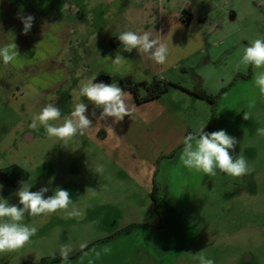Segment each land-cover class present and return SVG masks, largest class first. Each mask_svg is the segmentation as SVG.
<instances>
[{"label":"rangeland","instance_id":"obj_1","mask_svg":"<svg viewBox=\"0 0 264 264\" xmlns=\"http://www.w3.org/2000/svg\"><path fill=\"white\" fill-rule=\"evenodd\" d=\"M4 1L25 16L53 15L71 23L72 33L63 44L57 35L49 42L40 40L39 46L62 45L57 61L63 67L52 76L58 87L42 95L21 70L41 56L38 42L21 47L4 32L7 38L0 47L14 42L20 56L7 65L0 61V168L16 164L28 178L25 185H2L0 197L19 205L16 193L22 186L33 192L48 187L45 197L59 187L69 191L83 216L67 218L63 211L26 215L24 223L36 227V234L24 248L0 254V264H39L53 253L58 259L49 264H199L197 254L215 264H264V136L257 135L264 128V96L254 84L253 68H237L249 43L264 38V0ZM183 8L194 18L186 27L176 18ZM125 30L161 36L169 56L159 65L166 69L157 72L150 58L142 63L158 74L157 80L217 95L215 105L171 88L144 105H136L131 94L133 119L99 121L101 109L79 94L83 82L97 77L96 69L129 67L135 81L147 74L138 59L125 56L122 46L91 56L93 40ZM117 53L128 60L126 65L112 63ZM79 102L88 105L93 128L67 145L44 135L42 126L29 127L33 115L49 103L61 109L59 124ZM244 113L250 119L244 120ZM201 124H206L205 132L225 130L235 137L232 154L245 157L251 174L236 178L217 170L216 176H208L185 168L180 160L183 138ZM99 126L107 134L105 141L95 135ZM97 164L103 165L102 174L95 172ZM148 168L155 173L163 221L145 184ZM83 242L88 246L81 250ZM64 243L74 249L68 262L60 258Z\"/></svg>","mask_w":264,"mask_h":264},{"label":"clouds","instance_id":"obj_2","mask_svg":"<svg viewBox=\"0 0 264 264\" xmlns=\"http://www.w3.org/2000/svg\"><path fill=\"white\" fill-rule=\"evenodd\" d=\"M23 23V34L27 35L33 26L34 16H19ZM123 51L131 53L133 49L146 55L155 63L166 64L169 56L168 46L160 39L152 38V33L144 31L137 33L131 30L122 31L118 35ZM20 56L17 45L12 42L0 47V61L5 65L12 63ZM110 59V58H109ZM112 63L118 67L126 65L127 59L117 53ZM251 66L254 70V84L264 96V38L252 40L244 49L243 55L238 61L237 68ZM96 77L83 82L79 88L80 96L87 99L95 108L101 109L99 121L113 118V124L124 120L126 116L134 118L135 105L129 103L130 93L125 92L117 81L112 83L93 81ZM88 105L79 102L74 105L68 116H64L61 123V109L54 104H47L38 114L33 115L29 127L33 130L42 126L44 135L55 138L67 145L69 141L78 136H84L93 128V121L86 115ZM92 116H96L95 111ZM244 120L250 119L248 113H244ZM206 124H201L193 132L183 138V149L180 160L189 171L202 172L208 176H216L219 173L231 177H242L251 174L253 169L242 154L233 155L232 152L238 143L235 137L227 134L225 130L205 132ZM113 133L112 126H107ZM114 134V133H113ZM257 135L264 136V128L257 129ZM103 165L97 164L95 172L102 174ZM22 185L25 183L22 182ZM2 188V185H0ZM31 186H22L16 193L19 205L10 204L7 199L0 197V254L18 251L30 243L36 234L37 228L24 223L25 216L39 217L55 214L63 211L67 218H80L83 212L78 209L70 193L57 187L52 195L45 197L49 192L48 187H42L38 191H30ZM95 194V190L89 188ZM87 242L80 243L79 248H87ZM74 251L71 244L64 243L60 247V258L68 262ZM107 251V250H106ZM99 256V253H97ZM55 258V253H53ZM199 264H215V261L203 254H197Z\"/></svg>","mask_w":264,"mask_h":264},{"label":"crops","instance_id":"obj_3","mask_svg":"<svg viewBox=\"0 0 264 264\" xmlns=\"http://www.w3.org/2000/svg\"><path fill=\"white\" fill-rule=\"evenodd\" d=\"M183 10L187 11V15L188 18L186 19L184 17V14L176 15L177 20L179 21L180 25L186 27L189 24H191V22L194 20L193 15L191 16L188 13V10L183 8ZM181 11V13H182ZM152 15V13H150ZM25 16L24 14H22L21 11H18L17 8L15 6H13L11 3L7 2V1H2L0 0V42H2L3 40H5L7 37L4 34V32H10L13 36V39H15L16 42H18V44L21 43V47L25 46L26 44L24 42H28L29 41H33V44L35 45L36 42V46H39L40 40H47L48 42L51 41V39L59 38V40H62L61 43L63 44L66 36L70 33H72V28H71V23H68L64 20L58 19L57 17L53 16V15H49V16H39L36 17L34 16V21H33V26L31 28V30L29 31V33L27 35L23 34V23L22 21L18 18L19 16ZM162 21L164 19V17H161ZM184 19L186 20V22L184 21ZM116 33H109L107 34V36L105 37H100L97 38L96 40H93V42L90 43V47H91V53L93 57H97L100 56V51L103 50L104 51H113V50H119L121 43L118 40V36L115 37ZM30 40H27L29 39ZM35 38V40H34ZM113 38H117L116 44L112 43ZM159 39L162 42V38L161 36L159 37ZM111 44V45H109ZM62 45L58 46V48H60ZM39 53L42 56H39L37 60L32 59V63L28 64L26 67L21 66V70L25 72V74L28 76L30 75L31 78L33 79L32 84L35 88H37L40 92V94L44 95L46 94V92L48 91H54L58 86L56 83H54L52 80V76L54 77V74L56 73V71H58L59 69L61 70L62 67V63H59L57 61V57L59 56L60 53V49L56 48L55 43L52 44V47H50L49 44H44L43 46H39ZM33 46L30 48V50H34ZM110 49V50H109ZM200 50V49H199ZM199 50H196V52ZM102 52V51H101ZM194 53V52H193ZM192 53V54H193ZM188 55V54H187ZM125 56H127V58L130 59H134V61H136L135 59H138L140 62V65L142 67V71L143 73H147L145 75V77H143L141 80H138V82H143L145 80H148L150 78H156L158 74H154L151 73V71L148 69V67L146 65H144V63H142V61L146 58H148L146 55L138 53L137 50L133 49V51L131 53L126 52ZM189 56V55H188ZM143 59V60H142ZM133 61V62H134ZM156 66H158V71H163L166 69V67H164L163 69L161 68V66L157 63H155ZM174 67V66H172ZM63 71V70H62ZM149 71V75L148 74ZM64 72V71H63ZM96 73L99 74H105L107 76H109L110 78L115 77V78H120L122 76H126V75H130L134 78V76L132 75L133 73H131V69L129 70L128 68H123V69H117V68H109V67H100L98 69H96L95 71ZM162 73V72H160ZM97 75V76H98ZM154 75V76H152ZM152 76V77H151ZM161 81H166L165 79H160ZM137 81V80H136ZM146 82V81H145ZM170 82V81H169ZM177 84V83H176ZM131 95V94H130ZM132 96V95H131ZM133 98V96H132ZM160 97H158L157 99H159ZM131 98H129L130 100ZM155 100H151V101H156ZM151 101H147V102H143V103H138V105H144L146 103H149ZM134 103L137 102L134 101ZM102 124V123H101ZM178 137H180L181 135V130L178 131ZM95 135L99 138H101V141H105V139L107 138V134L105 132V130L103 129V127L99 126L97 127V130L95 131ZM177 144L179 143V140L176 141ZM176 144V145H177ZM153 172V168H148V173L145 175V177L148 176V181L145 182V184L149 186V191H151L150 189H152L153 186V180L155 177V173H153L151 175V173ZM155 182V181H154Z\"/></svg>","mask_w":264,"mask_h":264},{"label":"trees","instance_id":"obj_4","mask_svg":"<svg viewBox=\"0 0 264 264\" xmlns=\"http://www.w3.org/2000/svg\"><path fill=\"white\" fill-rule=\"evenodd\" d=\"M182 14H187V11L183 10ZM184 21L186 22L185 19ZM118 82L120 87L125 90V92H129L133 95L137 103L155 100L161 95L170 91L171 88L181 89L194 98H199L207 101L212 106L215 105V101L217 98V95L208 94L204 90L199 88L187 89L180 86L179 84L157 80L156 78H152L150 82H138L135 81L132 76L126 75L118 78ZM158 194L159 188L153 180V186L150 196L153 201V207L156 214L159 216L160 220L163 221V211L161 208L163 204ZM57 259L58 258L56 257L53 258V256L44 257L39 261V264H49L51 262H55Z\"/></svg>","mask_w":264,"mask_h":264},{"label":"flooded vegetation","instance_id":"obj_5","mask_svg":"<svg viewBox=\"0 0 264 264\" xmlns=\"http://www.w3.org/2000/svg\"><path fill=\"white\" fill-rule=\"evenodd\" d=\"M26 138H28V135H26ZM27 178V173L16 164H10L0 168V184L5 187H16Z\"/></svg>","mask_w":264,"mask_h":264},{"label":"water","instance_id":"obj_6","mask_svg":"<svg viewBox=\"0 0 264 264\" xmlns=\"http://www.w3.org/2000/svg\"><path fill=\"white\" fill-rule=\"evenodd\" d=\"M93 82L94 83H98V82L110 83L111 78L105 74H99Z\"/></svg>","mask_w":264,"mask_h":264}]
</instances>
